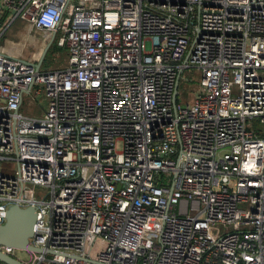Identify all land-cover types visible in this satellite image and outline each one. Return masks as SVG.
I'll use <instances>...</instances> for the list:
<instances>
[{
    "label": "built area",
    "instance_id": "built-area-1",
    "mask_svg": "<svg viewBox=\"0 0 264 264\" xmlns=\"http://www.w3.org/2000/svg\"><path fill=\"white\" fill-rule=\"evenodd\" d=\"M0 6L65 54L45 69L0 49V224L8 205L33 207L28 244L40 249L1 253L264 264V0ZM186 68L199 82L182 104ZM38 97L40 114H23Z\"/></svg>",
    "mask_w": 264,
    "mask_h": 264
},
{
    "label": "water",
    "instance_id": "water-1",
    "mask_svg": "<svg viewBox=\"0 0 264 264\" xmlns=\"http://www.w3.org/2000/svg\"><path fill=\"white\" fill-rule=\"evenodd\" d=\"M51 39L43 46L39 58L34 64L35 68L39 64L50 45ZM35 218L34 208L31 206L19 207L17 204H10L5 210L4 220L0 224V245L40 252V249L28 244V238L32 235V225ZM0 261L5 264H23L20 261L0 252Z\"/></svg>",
    "mask_w": 264,
    "mask_h": 264
},
{
    "label": "rangeland",
    "instance_id": "rangeland-1",
    "mask_svg": "<svg viewBox=\"0 0 264 264\" xmlns=\"http://www.w3.org/2000/svg\"><path fill=\"white\" fill-rule=\"evenodd\" d=\"M28 44L25 40H20L17 42L16 47L14 48L16 53H21L23 50L28 48ZM49 46L45 52L44 60L41 62V66L45 69L59 68L64 65L65 54L64 50L60 49L51 50ZM199 74L192 68H186L182 70L179 74L177 85H176V102L178 103H189L192 99L196 89L198 88ZM39 105V108L36 106ZM36 103L32 100L26 102V105H23L20 110L23 114L33 116L39 115L44 108V103L41 100V97L36 99ZM167 177L163 176L162 182H166Z\"/></svg>",
    "mask_w": 264,
    "mask_h": 264
},
{
    "label": "crops",
    "instance_id": "crops-1",
    "mask_svg": "<svg viewBox=\"0 0 264 264\" xmlns=\"http://www.w3.org/2000/svg\"><path fill=\"white\" fill-rule=\"evenodd\" d=\"M8 18V11L3 10L0 6V49L8 51L9 53L17 55L21 58H29V56L31 57L32 55H34V57H39L45 44L40 40L41 34L37 33L33 29H29V25L20 20H14L6 23ZM20 40H25L29 47L21 53H16L14 48ZM43 60L44 57L42 58V61Z\"/></svg>",
    "mask_w": 264,
    "mask_h": 264
},
{
    "label": "trees",
    "instance_id": "trees-1",
    "mask_svg": "<svg viewBox=\"0 0 264 264\" xmlns=\"http://www.w3.org/2000/svg\"><path fill=\"white\" fill-rule=\"evenodd\" d=\"M52 48L51 50H57V49H60L58 46H56L55 44H51L50 45Z\"/></svg>",
    "mask_w": 264,
    "mask_h": 264
}]
</instances>
